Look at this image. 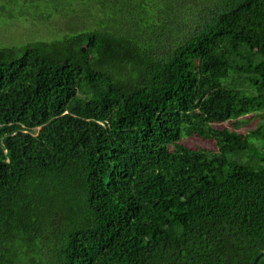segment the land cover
<instances>
[{
  "label": "trees",
  "instance_id": "16d2710c",
  "mask_svg": "<svg viewBox=\"0 0 264 264\" xmlns=\"http://www.w3.org/2000/svg\"><path fill=\"white\" fill-rule=\"evenodd\" d=\"M8 2L0 264H253L264 0Z\"/></svg>",
  "mask_w": 264,
  "mask_h": 264
},
{
  "label": "rangeland",
  "instance_id": "374dc122",
  "mask_svg": "<svg viewBox=\"0 0 264 264\" xmlns=\"http://www.w3.org/2000/svg\"><path fill=\"white\" fill-rule=\"evenodd\" d=\"M10 3L8 0H0V6H8ZM11 7L8 8L10 11ZM58 31H64V24H58ZM55 29H52L50 33H54ZM49 32L44 27L37 25H32L26 21H20L18 18L10 19L9 13L6 11L0 12V47H4L5 44L11 45L18 43H24L28 40H34L40 37H46ZM257 121L252 122L249 126H245L241 129L242 132H247L257 125ZM186 143H190L186 137H184ZM196 145H201L207 148H213L210 142L197 141Z\"/></svg>",
  "mask_w": 264,
  "mask_h": 264
},
{
  "label": "water",
  "instance_id": "95a60500",
  "mask_svg": "<svg viewBox=\"0 0 264 264\" xmlns=\"http://www.w3.org/2000/svg\"><path fill=\"white\" fill-rule=\"evenodd\" d=\"M262 256H264V253H262L261 255H259V256L255 259V261H254L253 264H258V262H259V260H260V258H261Z\"/></svg>",
  "mask_w": 264,
  "mask_h": 264
}]
</instances>
